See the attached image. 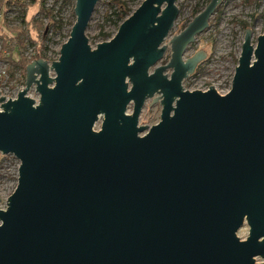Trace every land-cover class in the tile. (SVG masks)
I'll use <instances>...</instances> for the list:
<instances>
[{"label": "water", "instance_id": "1", "mask_svg": "<svg viewBox=\"0 0 264 264\" xmlns=\"http://www.w3.org/2000/svg\"><path fill=\"white\" fill-rule=\"evenodd\" d=\"M99 1L75 0L60 58L33 60L16 99L0 92V153L20 161L0 264H264V34L246 30L228 93L189 91L206 53H185L222 0L172 38L165 66L177 0H144L93 48ZM156 96L160 122L139 126Z\"/></svg>", "mask_w": 264, "mask_h": 264}, {"label": "rangeland", "instance_id": "2", "mask_svg": "<svg viewBox=\"0 0 264 264\" xmlns=\"http://www.w3.org/2000/svg\"><path fill=\"white\" fill-rule=\"evenodd\" d=\"M60 17L64 19L65 26L57 33L50 32L47 34L48 41L46 44L49 50L46 52L50 63L60 58L62 46L70 37L72 24L76 21V16H73L72 11L75 8V0H69ZM116 1H125L130 9L135 11L143 2V0H100L96 6L87 36L90 39V44L96 48L98 44L105 42L103 34L115 36L118 32L117 26L113 21L107 20L108 15L112 11V7ZM222 0L219 5V10L214 13L210 19V26L201 34L196 36V39L185 53L184 58L193 57L199 51H204L206 57L199 63L194 74L189 76L183 83L184 88L189 91H206L213 86L220 94L228 93L232 88L233 78L236 68L239 64V58L242 52V46L246 36V30L253 31V42L259 36L264 34V0ZM209 0H177L176 4L180 9L179 17L175 23L173 30L164 44L168 46V50L164 58L157 66H165L171 59V43L170 41L176 35H179L193 19L202 12L209 4ZM50 0L48 6L52 5ZM5 3L0 5V52L4 56L10 55L12 51H18L17 40L24 39L25 43H21L23 54L26 57L34 54L44 42L45 28L51 23V18L43 14H37L38 5H27V14L18 10L7 8ZM23 7V6H22ZM199 13L195 15V10ZM256 15V19H253ZM25 21V23L23 22ZM35 21L41 23L35 27ZM248 24V28L244 24ZM19 36V37H18ZM18 37V39H17ZM35 37L38 41L33 44L27 42V38ZM11 60L6 57L0 59V91L6 97H18L19 90L25 87L26 70H12ZM154 69H152L153 71ZM172 69L167 73L171 75ZM14 74V77L11 76ZM54 77L55 73L52 72ZM29 96L33 99H38L36 87L34 86ZM155 98L147 100L140 116L139 126L153 127L161 120L162 105L161 101H155ZM130 114L133 112V105L130 107ZM102 121L96 125V130H100ZM19 163L20 161L14 155L6 157L0 153V207L7 209L8 199L15 192L18 186L19 179ZM241 239H247L249 236V227L245 226L238 232Z\"/></svg>", "mask_w": 264, "mask_h": 264}, {"label": "trees", "instance_id": "3", "mask_svg": "<svg viewBox=\"0 0 264 264\" xmlns=\"http://www.w3.org/2000/svg\"><path fill=\"white\" fill-rule=\"evenodd\" d=\"M60 0H54V4L52 6H48L49 0H0V5L2 3H5L7 8H9V11L11 10H18L19 12L24 13V16L27 14V5L31 4V6L38 5L37 7V14H43L46 16H49L51 18V23L45 28L44 34V42L42 43L41 47L37 49V51L34 53V55L29 58L24 56V52L21 47V43H25L24 39H18L17 37V47L18 51L16 53L13 49H10L12 51L10 55L4 56L3 52H0V59L1 58H7L8 60H11V65L13 66V69L18 70H26L27 66L36 59H46V52L49 50L48 45L46 44V41H48L47 34L50 32L57 33L58 31H61V29L65 26L64 20L62 17H60V13H63V5L60 6L59 9L56 8V5L58 4ZM144 1V0H143ZM142 1V2H143ZM211 0H209L210 2ZM258 4H260L259 0H256ZM70 1L64 0V5H68ZM23 6V7H22ZM220 7H218L219 10ZM134 11L130 9L129 5L125 1H116V4L113 5L111 13L108 15L107 20L113 21V23L117 26L119 29L120 25L133 13ZM73 16H75L74 10L72 11ZM199 13L198 9L195 10V15ZM253 19H256V15H253ZM25 23V21H23ZM35 27L40 26L41 23L38 21H35ZM73 26V24H72ZM245 28H248V24H244ZM104 40H110L112 38L111 35L105 33L103 34ZM38 40L35 37H31V39L27 38V42L30 44L35 45V43ZM21 42V43H20ZM11 76L14 77V74L11 73Z\"/></svg>", "mask_w": 264, "mask_h": 264}, {"label": "built area", "instance_id": "4", "mask_svg": "<svg viewBox=\"0 0 264 264\" xmlns=\"http://www.w3.org/2000/svg\"><path fill=\"white\" fill-rule=\"evenodd\" d=\"M49 1H50V0H49ZM52 1H53V4H54V0H52ZM53 4H52V5H53ZM52 5H50V6H52ZM62 5H63V11H64L65 8H66V5H64V0H60V1L58 2V4L56 5V8L59 9L60 6H62ZM63 20H64V19H63ZM33 55H34V54L30 55L29 58H31ZM33 87H34V86H33ZM33 87H32V88H33ZM35 87H36V86H35ZM20 91H21V90H19V92H20ZM30 91H31V90H30ZM30 91H29V93H30ZM0 92H1V91H0ZM29 93H28V95H29ZM38 94H39V93H38ZM1 95H2V92H1ZM39 95H40V94H39ZM3 96H4V95H3ZM5 97H6V96H5ZM6 98H7V99H10V98H11V99H16V97H6ZM35 100H36L37 103H39V101H40V97H39L38 99H35ZM3 156L6 157V156H8V155H4V154H3ZM19 168H20V163H19Z\"/></svg>", "mask_w": 264, "mask_h": 264}, {"label": "bare ground", "instance_id": "5", "mask_svg": "<svg viewBox=\"0 0 264 264\" xmlns=\"http://www.w3.org/2000/svg\"><path fill=\"white\" fill-rule=\"evenodd\" d=\"M32 89V88H31Z\"/></svg>", "mask_w": 264, "mask_h": 264}]
</instances>
